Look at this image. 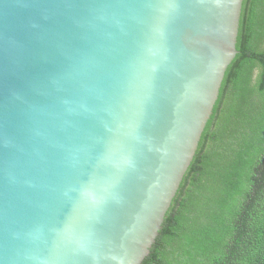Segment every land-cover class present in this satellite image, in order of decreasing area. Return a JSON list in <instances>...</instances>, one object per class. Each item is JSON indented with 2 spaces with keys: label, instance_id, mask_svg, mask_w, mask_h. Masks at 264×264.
<instances>
[{
  "label": "water",
  "instance_id": "obj_1",
  "mask_svg": "<svg viewBox=\"0 0 264 264\" xmlns=\"http://www.w3.org/2000/svg\"><path fill=\"white\" fill-rule=\"evenodd\" d=\"M243 1L0 0V264H142Z\"/></svg>",
  "mask_w": 264,
  "mask_h": 264
},
{
  "label": "trees",
  "instance_id": "obj_2",
  "mask_svg": "<svg viewBox=\"0 0 264 264\" xmlns=\"http://www.w3.org/2000/svg\"><path fill=\"white\" fill-rule=\"evenodd\" d=\"M196 154L142 264H264V0H244Z\"/></svg>",
  "mask_w": 264,
  "mask_h": 264
}]
</instances>
